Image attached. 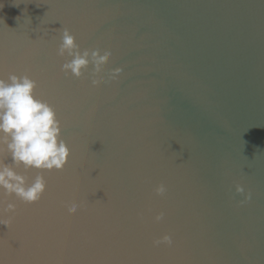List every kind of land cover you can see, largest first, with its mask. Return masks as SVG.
Instances as JSON below:
<instances>
[{
    "label": "water",
    "instance_id": "95a60500",
    "mask_svg": "<svg viewBox=\"0 0 264 264\" xmlns=\"http://www.w3.org/2000/svg\"><path fill=\"white\" fill-rule=\"evenodd\" d=\"M65 28L111 52L98 85L61 70ZM9 74L36 81L70 153L16 167L44 176L39 200L0 190V264H264V0H0Z\"/></svg>",
    "mask_w": 264,
    "mask_h": 264
},
{
    "label": "clouds",
    "instance_id": "9594fccd",
    "mask_svg": "<svg viewBox=\"0 0 264 264\" xmlns=\"http://www.w3.org/2000/svg\"><path fill=\"white\" fill-rule=\"evenodd\" d=\"M30 20V19H29ZM57 54L67 56L61 70L74 77H80L83 70L92 65L93 86L101 82L96 78L103 71V66L108 62L111 52L98 49L81 50L75 42V37L65 28L60 36ZM122 69L115 67L110 71V78L116 79ZM36 81L27 75L9 74L7 79L0 77V152L5 149L10 154V163L0 159V190L6 195H15L19 199L33 203L40 199L45 191L46 181L38 172L35 178L28 182L25 175L16 170L23 166L25 171L37 169L51 171L61 170L67 163L70 153L67 143L62 138V128L56 111L46 100L37 98L34 94ZM165 187L156 188L158 194H163ZM237 193H244L243 186H236ZM250 195H245V201ZM78 205L73 203L68 211L74 213ZM16 205L7 203L2 212L15 213ZM162 214L156 216L160 220ZM8 220L0 219V224L8 227ZM172 244V237L165 234L154 241L158 245Z\"/></svg>",
    "mask_w": 264,
    "mask_h": 264
}]
</instances>
